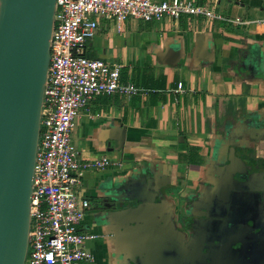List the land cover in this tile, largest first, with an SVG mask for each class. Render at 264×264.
Masks as SVG:
<instances>
[{
	"label": "crops",
	"instance_id": "0c3cea01",
	"mask_svg": "<svg viewBox=\"0 0 264 264\" xmlns=\"http://www.w3.org/2000/svg\"><path fill=\"white\" fill-rule=\"evenodd\" d=\"M191 1L215 16L186 13L176 26L169 16L102 17L88 42V56L122 64V80L144 90L95 95L75 118L81 161L107 155L121 162L87 167L76 186L89 199L83 227L100 234L87 242L96 260L85 264H122L119 245L141 236L137 217L124 211L131 204L105 225L107 203L124 185L139 182L137 192L148 191L144 180L153 171L165 199L141 208L142 217L170 229L182 202L217 180L231 148L264 159V0ZM179 81L184 90L174 91Z\"/></svg>",
	"mask_w": 264,
	"mask_h": 264
},
{
	"label": "built area",
	"instance_id": "2783aa9c",
	"mask_svg": "<svg viewBox=\"0 0 264 264\" xmlns=\"http://www.w3.org/2000/svg\"><path fill=\"white\" fill-rule=\"evenodd\" d=\"M215 16L205 4L191 0H57L48 75L37 148L28 253L25 264H85L94 261L87 242L96 234L83 227L89 199L77 191L89 166L121 165L104 155L81 161L73 142L75 118L98 94H136L142 90L122 80V64H109L86 54L100 18L145 20L183 14ZM238 22H243L236 18ZM174 91L184 90L182 81Z\"/></svg>",
	"mask_w": 264,
	"mask_h": 264
},
{
	"label": "water",
	"instance_id": "95a60500",
	"mask_svg": "<svg viewBox=\"0 0 264 264\" xmlns=\"http://www.w3.org/2000/svg\"><path fill=\"white\" fill-rule=\"evenodd\" d=\"M56 3L57 0H0V264H25L27 258L31 195ZM199 46L201 51L206 50L202 43ZM236 155L231 148L225 164L220 166L222 171H217L215 185L227 175L234 176ZM153 173L149 171L145 176L143 188L148 191L140 189L138 193L139 182L127 184L115 201L107 203L106 226L120 216V207L131 204L124 211L141 219L145 205L151 201L163 204L164 192L158 189ZM139 229L141 236L143 232L150 233L147 243L159 253L166 243L157 228L152 225ZM142 252L140 247L135 254L128 253L125 264L146 263ZM154 254L149 264L156 257Z\"/></svg>",
	"mask_w": 264,
	"mask_h": 264
},
{
	"label": "flooded vegetation",
	"instance_id": "af4514ba",
	"mask_svg": "<svg viewBox=\"0 0 264 264\" xmlns=\"http://www.w3.org/2000/svg\"><path fill=\"white\" fill-rule=\"evenodd\" d=\"M243 152L236 153L233 177L227 175L207 188L208 192H202L191 202H182V209L170 220L172 233L169 228L157 229L166 243L158 251L160 254L147 243L149 234L145 236L143 232L135 238L136 243H119L117 257L122 261L119 263L125 264L128 253L133 255L141 247L144 264H149L154 253L157 258L152 264H264V159L249 154L254 157L250 161L246 151ZM134 223L143 228L152 225L157 228L149 217L137 218ZM94 233V239L100 236ZM93 255L96 260L94 252Z\"/></svg>",
	"mask_w": 264,
	"mask_h": 264
},
{
	"label": "rangeland",
	"instance_id": "374dc122",
	"mask_svg": "<svg viewBox=\"0 0 264 264\" xmlns=\"http://www.w3.org/2000/svg\"><path fill=\"white\" fill-rule=\"evenodd\" d=\"M249 157V160H253L254 157H251V155L248 156ZM260 179V177H258ZM254 179H257L256 176H254Z\"/></svg>",
	"mask_w": 264,
	"mask_h": 264
}]
</instances>
